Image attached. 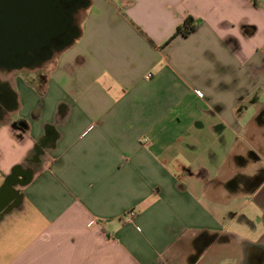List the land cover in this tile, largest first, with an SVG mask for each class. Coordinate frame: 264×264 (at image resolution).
<instances>
[{
	"label": "crops",
	"instance_id": "obj_1",
	"mask_svg": "<svg viewBox=\"0 0 264 264\" xmlns=\"http://www.w3.org/2000/svg\"><path fill=\"white\" fill-rule=\"evenodd\" d=\"M87 1L40 79H7L0 190L26 179L0 201V264H242L264 244L241 171L264 163V0Z\"/></svg>",
	"mask_w": 264,
	"mask_h": 264
},
{
	"label": "flooded vegetation",
	"instance_id": "obj_2",
	"mask_svg": "<svg viewBox=\"0 0 264 264\" xmlns=\"http://www.w3.org/2000/svg\"><path fill=\"white\" fill-rule=\"evenodd\" d=\"M76 3L82 5L84 1L0 0V116L9 114L15 108V95L8 87V77L18 72L41 70L44 64L49 61L45 60L47 49L52 54L51 58L61 51L60 47L65 34L62 30L64 12L66 8L74 6ZM84 9L80 7L74 14V25L77 24L76 15ZM49 20L54 21V24L51 25L48 32L51 36L47 42L45 37L48 26L45 24ZM32 27L36 28L39 37L35 44L30 34ZM255 113L258 124L264 126V104L258 105ZM260 152L264 153L262 150ZM249 155L251 161L256 162L255 166L257 167L251 173L248 184L256 192L257 198L260 199L264 193V166L259 163L261 159L255 152L250 151ZM21 174L19 180L6 179L0 190V201L14 197L16 193L13 186L15 183H22L26 179V172L21 171ZM258 255L260 258L261 255Z\"/></svg>",
	"mask_w": 264,
	"mask_h": 264
},
{
	"label": "water",
	"instance_id": "obj_3",
	"mask_svg": "<svg viewBox=\"0 0 264 264\" xmlns=\"http://www.w3.org/2000/svg\"><path fill=\"white\" fill-rule=\"evenodd\" d=\"M83 1H84V4H82V5H80L79 3H76L74 6H71V7L65 9L64 27L62 29L65 32V34H64V39H63V43L60 47V50H63L64 48L68 47L78 36V33H79L78 27L76 25H74V14L76 13V11L80 7L85 8L88 5L87 0H83ZM52 24H54V21H51V20H49L45 24L46 26H48V30L46 29L47 35L45 37V40L47 42L49 41L50 36H51L50 33H48V32H49ZM30 34H31L32 41L35 44V42L39 38L37 35V31H36L35 27H32ZM51 57H52V54L47 49L45 60H49ZM22 66H24V65H22ZM258 254L261 255L260 258H259ZM242 257H243L242 264H264V244L246 246L243 249V256Z\"/></svg>",
	"mask_w": 264,
	"mask_h": 264
},
{
	"label": "rangeland",
	"instance_id": "obj_4",
	"mask_svg": "<svg viewBox=\"0 0 264 264\" xmlns=\"http://www.w3.org/2000/svg\"><path fill=\"white\" fill-rule=\"evenodd\" d=\"M85 13H86L85 10H80L78 12V14L76 15V18H75L77 24L82 20V18L85 15ZM42 74H43L42 71H39V70L37 72H33L32 73V75H35L36 77H38V79L41 78V75ZM261 99L263 101L264 100V96L261 97ZM259 135H256V136H259ZM255 163H256L255 161H253L252 163L249 162L248 165L245 168H243V170L241 169V171L242 172H245V173H249V174L252 173L253 170L255 169V167H257V166H255L256 165ZM259 163L262 166H264L263 161H259ZM258 200L261 201V202H264V193L261 195L260 199H258ZM258 222H259V220L257 219V221L255 223V225L257 226V228H256L257 232H259V229H260V224ZM238 228H239V231H238L239 235H246V236L250 237L251 239H253L254 242H256L258 240V237H257V236H259L258 234L257 235L256 234H253V232H251V234H246L241 226H238ZM229 249H230V252L233 255H235V256L238 255V247H236L235 245H231Z\"/></svg>",
	"mask_w": 264,
	"mask_h": 264
},
{
	"label": "trees",
	"instance_id": "obj_5",
	"mask_svg": "<svg viewBox=\"0 0 264 264\" xmlns=\"http://www.w3.org/2000/svg\"><path fill=\"white\" fill-rule=\"evenodd\" d=\"M197 27L196 21L192 17H187L183 23L176 29L173 36L181 35L182 37L188 36Z\"/></svg>",
	"mask_w": 264,
	"mask_h": 264
},
{
	"label": "built area",
	"instance_id": "obj_6",
	"mask_svg": "<svg viewBox=\"0 0 264 264\" xmlns=\"http://www.w3.org/2000/svg\"><path fill=\"white\" fill-rule=\"evenodd\" d=\"M196 95H197L199 98L202 97V94L199 93V92H196ZM134 216H135V213H134L133 211H129L128 213H126V214L124 215V219L130 221V220L133 219ZM92 224H93V223H92Z\"/></svg>",
	"mask_w": 264,
	"mask_h": 264
}]
</instances>
